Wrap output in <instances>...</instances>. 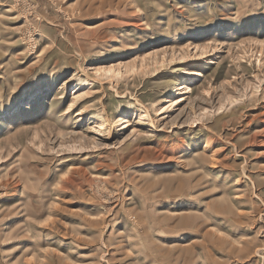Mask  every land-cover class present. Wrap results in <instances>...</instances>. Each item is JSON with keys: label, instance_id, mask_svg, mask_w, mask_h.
<instances>
[{"label": "rangeland", "instance_id": "rangeland-1", "mask_svg": "<svg viewBox=\"0 0 264 264\" xmlns=\"http://www.w3.org/2000/svg\"><path fill=\"white\" fill-rule=\"evenodd\" d=\"M0 264H264V0H0Z\"/></svg>", "mask_w": 264, "mask_h": 264}, {"label": "bare ground", "instance_id": "bare-ground-1", "mask_svg": "<svg viewBox=\"0 0 264 264\" xmlns=\"http://www.w3.org/2000/svg\"><path fill=\"white\" fill-rule=\"evenodd\" d=\"M180 89H187L188 86L185 84V80H182L179 84ZM179 89V88H178ZM167 101V100H166ZM80 119V118H79Z\"/></svg>", "mask_w": 264, "mask_h": 264}]
</instances>
